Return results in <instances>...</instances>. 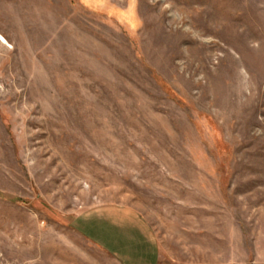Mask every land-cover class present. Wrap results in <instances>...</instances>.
Wrapping results in <instances>:
<instances>
[{
    "label": "rangeland",
    "instance_id": "374dc122",
    "mask_svg": "<svg viewBox=\"0 0 264 264\" xmlns=\"http://www.w3.org/2000/svg\"><path fill=\"white\" fill-rule=\"evenodd\" d=\"M129 213L264 264V0H0V264H115L80 218Z\"/></svg>",
    "mask_w": 264,
    "mask_h": 264
},
{
    "label": "crops",
    "instance_id": "0c3cea01",
    "mask_svg": "<svg viewBox=\"0 0 264 264\" xmlns=\"http://www.w3.org/2000/svg\"><path fill=\"white\" fill-rule=\"evenodd\" d=\"M80 229L94 240L115 264H160L161 251L149 227L130 213L106 217L90 214L80 218Z\"/></svg>",
    "mask_w": 264,
    "mask_h": 264
}]
</instances>
